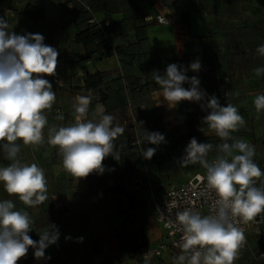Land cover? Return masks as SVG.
I'll use <instances>...</instances> for the list:
<instances>
[{
    "label": "crops",
    "instance_id": "1",
    "mask_svg": "<svg viewBox=\"0 0 264 264\" xmlns=\"http://www.w3.org/2000/svg\"><path fill=\"white\" fill-rule=\"evenodd\" d=\"M28 4L43 8L44 19L34 22L28 18L24 13ZM87 5L92 7L98 22L111 23L112 50L102 49L100 40L89 48L76 43V34L88 28ZM1 6H6L7 10L17 7L24 19L43 28L42 34H48L47 43L59 53L57 70L62 71L67 86L80 89L85 86L87 74H103L104 98L88 107L87 118L96 116L98 119L101 113L111 114L116 118L113 123L122 126L124 132L129 131L128 123L136 132L142 133V128L148 132L159 130L155 121L144 123L145 116H150L151 112L143 101L154 102L164 110L173 108L161 96L162 90L153 80L152 72L158 70L163 74L173 63L188 68L200 51L192 45L199 17L194 0H1ZM161 12L177 13L181 18L187 14L190 23L184 30L165 26L150 30L156 24L146 22L145 17ZM190 74L189 69L187 75ZM55 94L56 104L66 106L67 110L63 119L53 115L54 111L50 117L60 127L74 123L75 114L71 111L76 97H71L70 92L60 86ZM138 142L142 143L114 140L113 155H118V159L112 155L105 157L103 172L94 171L83 178L64 169L60 152L52 161L36 155L20 158L22 164L36 163L44 170L48 199L33 206L17 203L16 208L29 213L33 221L29 235L33 240L38 241L39 233L49 225L56 226L59 239L45 249L42 258H36L30 247L18 264H139L133 252L120 249L118 234L144 231L151 245H156L164 233L154 217L138 207L149 191L133 190L135 178L132 179V175L143 168V161L119 151L127 147L136 150ZM118 184H123L127 192H133L135 210L130 208L124 195L110 192ZM263 251L250 236L249 241L238 248L236 260L264 264ZM181 254L166 252L156 264L174 263V258Z\"/></svg>",
    "mask_w": 264,
    "mask_h": 264
},
{
    "label": "clouds",
    "instance_id": "2",
    "mask_svg": "<svg viewBox=\"0 0 264 264\" xmlns=\"http://www.w3.org/2000/svg\"><path fill=\"white\" fill-rule=\"evenodd\" d=\"M256 52L264 56V45L258 46ZM58 55L56 48L44 43L43 35L16 34L7 20L0 17V151L11 161L0 167V183L9 196H16L26 206L48 199L47 180L36 163L20 162L18 141L25 146L43 141L48 123L44 112L56 100L52 83L44 77L56 74ZM189 69L199 72L200 61L192 62L188 68L169 64L163 74L154 70L151 75L170 108L182 101L200 103L207 111L202 124L222 142L214 146L193 137L185 148L181 165L199 163L206 170L207 185L215 191L217 200L212 215L191 209L176 213V221L182 226L185 254L175 257L174 264H233L245 239L233 218L251 221L264 212V182L257 186V179L264 172L254 162L255 146L232 135L245 125L237 107L231 103L222 106L215 95L208 97L200 88L198 77L187 75ZM254 73L257 77L264 75V67L255 68ZM186 83L189 88L184 87ZM89 103L90 97L77 96L73 104L75 123L49 129L48 143L58 148L64 169L79 178L94 171L103 172L102 163L109 155L118 159V155H113V141L125 131L113 123L116 118L111 114L101 113L98 119H88ZM254 106L257 113L264 111V94L256 95ZM199 130L203 132L204 128ZM142 135L143 142L152 145L166 142L159 132L142 128ZM213 150L217 155L209 161ZM155 152V147L141 150L149 160ZM32 223L29 213L17 209L13 200H0V264H18L30 247L36 258H42L45 249L58 241L55 225L47 226L39 233V240H33L29 235Z\"/></svg>",
    "mask_w": 264,
    "mask_h": 264
},
{
    "label": "rangeland",
    "instance_id": "3",
    "mask_svg": "<svg viewBox=\"0 0 264 264\" xmlns=\"http://www.w3.org/2000/svg\"><path fill=\"white\" fill-rule=\"evenodd\" d=\"M194 2L195 11L199 13V17L194 26L196 37L192 40V45L196 50H200L195 61H200L201 69L199 72L191 71L189 77L197 76L200 88L207 93L208 97L215 95L222 106L231 103L237 107L245 120V125L232 135L243 138L255 146L254 162L264 172L262 166L264 162V111L257 113L254 106L256 95L264 94V75L257 77L254 73L255 68L264 67V56L256 52L258 46L264 45V0H194ZM16 9L17 7L13 6L7 10L6 6H1L0 0V17L7 20L10 30L19 35L41 34L44 36V43L48 45L50 38L48 34H42L43 28L28 22ZM159 27L160 25H152L150 30ZM51 41L54 40L51 39ZM44 78L52 83L55 92L58 86L54 83V79L57 78L63 82L61 88L70 92L71 97L77 96L79 89L67 86L62 71L56 69L54 76ZM184 87L189 88L190 85L186 83ZM220 88L227 90L228 97H220ZM143 102L149 105L147 109L151 112L150 116H145L144 123L148 125L155 121L159 130L161 127V132L159 130L157 132L165 136L166 142L159 146L143 142L142 133L136 132L133 125L127 124L129 131L119 135L115 141L122 143L140 140L142 143L137 146L136 150L127 147L119 150L120 152L124 151L131 157L142 158V149L156 148L150 160L142 159L141 168H143L136 170L132 179L149 176L156 183V189L161 192L168 187L186 183L197 172L206 173L199 163L187 165L180 163L191 138L194 137L198 142L211 143L214 146L222 142L213 131L202 124V118L207 115V111L201 108V104L182 101L172 110H164L162 107H156L154 102L146 100ZM60 106L62 105L56 104L55 101L50 109L45 110L44 115L48 123L43 130L44 138L40 144L25 146L22 141H18L21 144L19 159L36 155L52 161L58 157V148L49 144L48 139L49 129L60 127L54 123L55 119L50 117L53 111L55 112V108L58 107L66 113L67 109H64L66 106ZM73 113L72 109L71 114ZM201 127L204 128L203 132L199 130ZM216 155L215 150L210 152L209 161L214 160ZM9 163L11 161L5 159L3 152L0 151V167L7 166ZM262 182H264V176L257 179V186H260ZM4 199H11L15 204H23L16 196H9L3 184L0 183V200Z\"/></svg>",
    "mask_w": 264,
    "mask_h": 264
},
{
    "label": "built area",
    "instance_id": "4",
    "mask_svg": "<svg viewBox=\"0 0 264 264\" xmlns=\"http://www.w3.org/2000/svg\"><path fill=\"white\" fill-rule=\"evenodd\" d=\"M85 11L88 14L86 19L87 23L96 26L103 36L108 39L106 28L110 26V22H98L95 17V12L88 5L85 7ZM146 21L160 26L177 27L181 30L186 29V24L177 13L161 12L154 16H148ZM54 83L57 86H62L63 84V82L57 78L54 79ZM219 95L221 98H226L229 93L224 88H220ZM77 96L90 97V103L99 99L92 93L81 90H78ZM54 114L59 116L65 115L60 109H56ZM74 114L75 113H73V115ZM137 144L139 145L140 143L138 142ZM262 166L264 168V162ZM132 185L135 191L143 189L149 191L148 196L142 201V207H144L149 215L154 217L164 233L162 240L156 245H151L144 231H139L137 233L140 249L136 254V258L139 264H156L159 259L163 258L166 252L171 254L181 252L185 254L182 248V226L176 221V213L185 209H191L199 212L201 215L214 214L217 196L215 191L208 187L206 175L197 174L186 183L179 186L168 187L161 192L156 189V186L149 178H138L133 181ZM233 222L243 232L245 237L240 246L246 244L251 236L258 243L259 248L264 250V212L258 214L251 221H243L239 217H234ZM233 264L246 263H240L235 258Z\"/></svg>",
    "mask_w": 264,
    "mask_h": 264
},
{
    "label": "trees",
    "instance_id": "5",
    "mask_svg": "<svg viewBox=\"0 0 264 264\" xmlns=\"http://www.w3.org/2000/svg\"><path fill=\"white\" fill-rule=\"evenodd\" d=\"M24 13L28 18H30L34 22H39L42 19H44V17H45V11L43 8H36L35 6H32L30 4H28L25 7ZM85 13H86V11H85ZM147 17H145V21H146ZM181 19L185 24L190 23V18H189V15H187V14H185ZM86 22H87V20H86ZM105 22H109V21H105ZM105 22H103V23H105ZM110 29H111V23H110V26L108 28H106V32L108 35V39H107L103 36L101 31L96 28V26H92V25L88 24V28H86L83 31H79L76 34L75 41H76V43L82 44L84 47L89 48L91 46H94L97 43V41L100 40L101 48L110 51L113 49L112 44H111ZM195 37H194V39H195ZM102 88H103V74L100 72H96L94 74H87L86 80H85V86L83 88H80L79 90L85 91V92H90L99 98V100L92 101L89 105V107H90L95 102H102V100L104 98L102 96V93H103ZM142 159L145 160L144 157H142L141 160ZM197 174L206 175L205 172H197L192 177H194ZM146 178L150 179L149 176ZM150 180L155 186H157L156 183L152 181V179H150ZM132 184H133V182H132ZM110 192L113 194L118 193V194L124 195L130 204V208L132 210H135L137 208L136 202H135V196H134L133 192H127L125 187L123 186V184H118L115 187L111 188ZM142 201L140 202L138 207L146 212L144 207H142ZM138 232H134V233L126 232V233L118 234L119 246H120V249L122 251L133 252L136 256L137 252L140 249V246L138 244L139 237L137 236Z\"/></svg>",
    "mask_w": 264,
    "mask_h": 264
}]
</instances>
